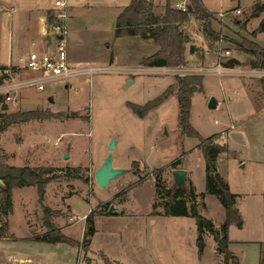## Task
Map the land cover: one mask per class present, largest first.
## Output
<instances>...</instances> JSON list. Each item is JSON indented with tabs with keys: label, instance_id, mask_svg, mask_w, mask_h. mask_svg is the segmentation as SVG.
Instances as JSON below:
<instances>
[{
	"label": "rangeland",
	"instance_id": "374dc122",
	"mask_svg": "<svg viewBox=\"0 0 264 264\" xmlns=\"http://www.w3.org/2000/svg\"><path fill=\"white\" fill-rule=\"evenodd\" d=\"M79 1H85L77 8L82 7L80 12L86 16L110 19L113 8L117 11L120 7H127L132 0ZM155 1L175 5L180 0ZM37 2L40 4L42 0H0V7H3V11L0 10V64L7 61L8 55V39L1 35L2 27L7 26L11 17L15 19L23 9ZM15 3L19 8L10 15L11 5ZM203 3L208 11L217 12L216 19L211 21V29L220 34L221 40L208 38L195 21L185 24L182 30L191 40L186 45L187 50L193 45L201 57L203 49L213 54L208 56L207 66L216 64L215 69L219 61L231 58L232 52L238 51L234 45L236 42L254 41L264 48V33L251 34L264 20V0H203ZM260 8L262 12L258 11ZM235 9L241 14L235 15ZM220 13H224L222 22L218 17ZM201 65L205 64L199 60L189 66L201 68L195 72H185L188 68L180 66L163 67L169 73L160 77L132 75L135 81L131 85L126 83L130 75L103 70L77 77L70 82L73 87L66 90L62 85L47 87L42 92L25 88L13 94L16 101L9 104L7 111H1L0 105V128L3 127L0 150L9 157L8 164L48 167L54 170L48 176H55L54 181L45 186L42 201L32 186L15 191V212L10 221L12 232L16 237L40 236L45 230L48 234L44 224L48 216L55 228L50 237L61 233L57 227L62 225L68 226L63 230L64 235L80 240L76 241L79 243L77 248L67 243L51 244L34 239L27 243L8 242L2 251L14 250L40 264H86L88 258L91 264H107V261L111 264L117 261L119 264H224V255L218 252L217 244L214 248L215 240L213 242L210 238L214 232L213 224L202 234L197 231L196 239V222L190 217L170 216L172 218L166 221L146 218L150 212L163 211L156 184L162 186L163 196L168 189L175 188L172 174L175 170L189 168L194 190L199 193L205 190L207 173L202 153L197 150L199 140L180 134L177 101H170L158 111L150 110L144 118H138L127 106L130 102L144 106L160 96L168 79L165 76H173L174 81L176 77H202V70H209ZM24 76L19 70L16 77ZM223 81L224 78L216 73L206 74L202 78V90L191 97L190 123L205 138L214 137L217 132L228 128L223 125L224 121L228 122L232 107L224 97ZM239 92L242 95V91ZM51 94H54V100L50 102ZM211 98L217 100L215 108L207 107ZM26 111L40 112L41 119L13 123L4 128L5 116ZM70 112L74 115L71 116ZM48 113L53 117L43 116ZM261 123V118L248 119L244 133L237 127L233 132L239 133L227 142L228 149L226 144L222 145L226 153L218 154L213 162L216 170L219 169L222 182L231 193L238 194L235 196L241 204L248 203V196L263 194L264 128ZM112 139L116 141L112 152L113 167L128 169L130 173L102 189L96 185L94 175L108 154L107 147ZM134 161L137 168L132 165ZM190 188L188 185L183 189ZM205 196L200 199L198 214L219 226L223 205L214 196ZM110 207L116 208L111 214L119 216L108 217ZM251 208L253 211L259 206L252 203ZM242 215L246 227L240 232V239L260 241L263 246L262 260L255 244L251 243L254 248L249 249L250 255L246 259L241 257L240 264H264V224L258 215L245 217L244 211ZM86 217L95 227L92 235H88L94 229L89 228L92 225ZM90 236L89 248L84 249L81 242ZM197 252L201 254L200 262L196 258Z\"/></svg>",
	"mask_w": 264,
	"mask_h": 264
},
{
	"label": "crops",
	"instance_id": "0c3cea01",
	"mask_svg": "<svg viewBox=\"0 0 264 264\" xmlns=\"http://www.w3.org/2000/svg\"><path fill=\"white\" fill-rule=\"evenodd\" d=\"M64 1L67 3V8H68L67 9V13H68L67 33L68 35H67L66 49L68 51V61L70 65L74 67L89 66V67H92V68L95 67L98 69H101V68L109 69L112 67L114 70L113 72H115L116 74L124 75V76L130 75L129 80H126V83L128 85L134 84L135 77H132V75L141 74V75L146 76V74H148L150 76L152 75L154 76L157 75L158 77L162 76V74H160L161 68H156V67H146L145 68L143 66H140V63L143 59H145L146 57L152 56L159 51V48L155 45L153 40L151 39L143 40L138 36H128L127 38H119V39L114 38V33H115L114 29H115L116 19L119 16V14L126 8V6L120 7V9L118 8L117 11H113L114 10L113 8L110 14L111 15L110 19H106L101 16H98L92 19L90 16H86L83 12H80L82 7H80L81 8L80 10L77 8L78 5H80V3H84L85 1L84 2H80L79 0H71V1L64 0ZM148 1L152 2L155 13L158 15H162L164 6L166 5L167 2L164 4H159L155 0H148ZM188 2L189 0H180L177 2V4L173 5L170 3V5L173 9H175V7L178 4L185 3L188 8L189 7ZM29 3L30 1L27 4ZM53 4L54 2H52V0H42V3L40 4H38V2L33 3L31 6L23 9V11L20 14L16 15L14 17L15 19L11 17V20L8 21L7 26L2 27V29H4L6 33L4 34V30H1V35H3L4 37L6 35L8 39V42H7L8 55H7V61L4 64L1 63L0 66H7L10 63L16 64L19 58L24 56L26 53L30 51H42V49H44L46 46L49 45V39H48L46 32H47L49 23L52 20L51 11L53 9ZM16 8H19L16 3L11 5L10 15L14 13ZM0 10L3 11V7H0ZM211 13L212 14L214 13V18L216 19L217 12H211ZM222 19L223 18H221L220 22H222ZM193 22H194V19H190L189 21L180 24V29L182 30L185 24L193 23ZM256 36L254 37V40ZM218 46L221 48L219 44ZM29 48L30 50H28ZM196 50L193 54H191L189 52V49L187 50V47H186V51L184 53V63L182 64V66H186L184 67V69L188 68L186 69L187 71L185 72H188V71L195 72V71L200 70L201 68L192 69V68H189V66H191L192 64H196L197 62H199V60H201V62L205 64V65H201L203 66V69L209 70L208 71L209 73H206V74H210V73L214 74L215 70L218 69V66L214 69V66L216 64L214 66H211V65L207 66L206 64L209 61L208 56L209 55L211 56L213 54L203 49L204 55H202L201 57L200 55H198L199 52L196 53ZM197 56H198V59H196ZM232 59H235L240 64L234 65L232 67L225 66V63ZM248 59L249 57L247 55H245L244 53L240 51H237V52H232L231 58H227L225 60H221L218 62V64L221 65L222 69L225 70V72L220 76L224 78V81L222 82L225 88L224 97L226 98V102L229 104V106L232 107V110L229 114L230 117H229L228 122L224 121V125H223V126H227L228 128L227 129L224 128V130L216 133V139L217 138L218 139L215 144L218 143L221 146L226 144L225 146L226 149H228L227 142L229 140H233L235 137V134L239 133L238 131L233 132L237 127L240 128V131L242 133L245 132V123L247 122L248 119L255 118V117L257 119L261 118L262 119L261 125H262V128H264V76H263L264 70L252 69L251 67H249L246 63L247 62L246 60ZM214 60L215 59H213V61ZM245 65H247L248 67ZM206 74H202V78L206 76ZM237 76H239L238 79H236ZM165 77H168V79L165 81L162 91L163 90L165 91L169 86L175 85L173 76L168 75ZM72 87L73 85L70 84L68 85V88H65L64 86V89L66 90ZM239 91H242V95ZM49 98L51 100H54V94H51ZM173 100H176L178 104V99H176V96H171L167 99V101L164 102V104L156 108L154 111L163 109L170 101H173ZM0 105L2 106L1 103ZM154 111H151V112H154ZM178 112H179V105H178V110H177V117H178ZM189 122H190V119H189ZM198 134L200 135L202 139H206L205 137L201 135V133H198ZM197 150L202 153V156L204 158L202 150H199L198 148ZM223 153H226V152H222L219 155H222ZM1 155L4 156L3 162L5 165L9 167L13 166V165L8 164L9 157L6 156L4 153H2V151H1ZM204 163H205V159H204ZM239 163H242V162L239 161ZM263 164H264V160H263ZM14 167H17V166H14ZM20 167H26V166H20ZM185 170L187 172V183L194 190L195 185L193 184V181L191 179L190 169L186 168ZM218 173L220 174L219 169L217 168V174ZM2 186L3 184L2 182H0V264H40L39 261L36 263L35 259H33L32 257L30 258L25 257L24 255L16 253V251L14 250L6 251V253L2 251V248L8 242L9 243L13 242V244L17 242L27 243L29 240L31 241L33 239L43 241L42 240L43 237L46 238L47 236L46 230L43 231L42 235L40 236H37V235L31 236V234L26 235L24 237L15 236V234L12 232L13 228L10 223V221L12 220V216L15 212L14 193L16 190H22L24 188L13 189L12 198H11V201H12L11 208L12 209H11L10 214L5 216L3 212V210L5 209L2 207V192H1ZM205 189H206V185H205ZM262 192H263L262 195H252V196L246 197V199H248L247 204L246 203L241 204L238 201V198H236V206H235L234 212L237 216H239L242 219V227L238 228L237 226H235L234 223H232L228 227L227 236L229 240V245L227 249H228V252L231 253L237 259V264L241 263L242 256L243 258L246 259L247 255H250L249 249L254 248V247H256L258 251L260 252L259 253L260 260H262L261 248L263 246V243H261L260 241H254V242L244 241L240 239V236H239L240 232L244 230V228L246 227V219L243 218V215H242L243 211H244L245 217H247L248 215H252V216L258 215L260 222H263L264 224V217H261V215L264 214V187H263ZM194 193L195 195L200 196L201 193H205V190L201 191V193L194 190ZM231 194L235 195L237 193L232 192ZM206 197H208V195H206L205 198ZM253 201H256V202H253ZM196 202H197L198 208H200L199 207L200 198H197ZM252 203L258 204L259 208H253V211H251ZM153 213H158V215H154ZM162 213H163L162 210L153 211V212H150L146 218H148V220L157 219V220H162V221H166L167 219L172 218L170 216L165 217L162 215ZM27 216H25L26 221H28ZM117 216H119V214L115 216H108V217H117ZM225 218H226V215H225V210H224L222 221H219V226L215 225L210 220L214 226V231L219 229L220 225L225 222L226 220ZM53 223H55L56 225L58 224V222L56 223L55 220ZM66 227L68 226L60 225V227H57L60 230L61 235L63 236H66L63 234V230ZM89 228L94 229L93 231L95 232V227L93 228L90 226ZM194 231H195L194 237H196L197 236L196 226L194 227ZM90 238L91 236L89 237L88 240H90ZM210 238H212L214 242L213 236H210ZM70 239L77 241V242L80 241V240H75L73 238H70ZM44 242L50 243L48 241L47 242L44 241ZM251 243L255 244V246L252 247L253 245ZM51 244H54V243H51ZM55 244H58V243H55ZM213 246L214 248H216L215 242ZM196 258L198 262H200L201 254H199V252H197ZM86 264H91V262L89 261V258L86 261ZM107 264H111V263L108 261ZM116 264H119V262L117 261Z\"/></svg>",
	"mask_w": 264,
	"mask_h": 264
},
{
	"label": "trees",
	"instance_id": "16d2710c",
	"mask_svg": "<svg viewBox=\"0 0 264 264\" xmlns=\"http://www.w3.org/2000/svg\"><path fill=\"white\" fill-rule=\"evenodd\" d=\"M259 12L263 10L258 9ZM194 19L202 28L204 34L211 38L213 41L221 40L220 34L211 29V21H213L214 13L208 12L203 5L202 0H189V10L181 11L173 9L169 2L164 6L162 15H158L154 11L152 2L148 0H132L130 4L119 14L116 19L114 38H127L128 36H138L141 39H151L159 48V51L149 57L143 59L140 66L143 67H180L184 63V53L186 45L190 43V37L185 34L184 30L180 29V24ZM257 33H264V21L260 23L252 35ZM236 49L249 57L247 65L252 69L264 70V48L255 43L254 41H245L243 44L234 43ZM235 59L229 60L225 66L232 67L239 65ZM175 85L169 86L160 96L154 98L152 101L147 102L144 106H139L133 103L127 104L128 109L138 118H144L150 110L156 109L170 96H176L178 99L179 112H178V125L181 135L187 138H197L199 145L197 148L202 150L205 159L206 168V189L205 193L200 196L195 195L194 190L181 188H170L164 192L162 186L157 182L158 197L163 201L162 215L174 217H190L195 220L197 231L199 234L205 229L212 228V223L198 214L197 198H202L205 195L214 196L219 199L225 210L226 220L221 225L219 231H214L212 236L217 244L219 253L224 255V264H237V259L228 252L229 240L227 236L228 227L234 223L235 226H242V219L239 218L235 212L236 196L231 194L228 186L224 184L217 174L216 167H214V160L218 154L225 152L224 146L214 144L216 136L202 139L200 135L190 125V109L191 97L202 89V77H176ZM38 111L17 112L5 116L4 128L13 123H26L27 121L40 120ZM44 117H53V114H44ZM3 129L0 128V131ZM4 156L1 155L0 150V180L3 184L2 192V207L4 215L7 216L11 212V198L13 189L27 188L32 186L35 188L40 201L43 200L45 194V186L54 181L55 176H48L54 171L48 167H14L7 166L3 162ZM178 162V161H176ZM174 162V163H176ZM134 167L137 168V162H133ZM163 199V200H162ZM179 210H176L178 209ZM47 209V208H46ZM45 209V210H46ZM158 215V213H153ZM110 216L115 214L109 213ZM87 221L92 225L93 222L90 218L86 217ZM45 227L48 229V234L43 237V241L50 243H67L71 246L77 247L79 243L70 238L57 233V235L50 237L51 233H55L54 225L50 222L47 216ZM91 230L88 235H92ZM90 240L83 239L81 246L87 249ZM108 263V261H107Z\"/></svg>",
	"mask_w": 264,
	"mask_h": 264
},
{
	"label": "built area",
	"instance_id": "2783aa9c",
	"mask_svg": "<svg viewBox=\"0 0 264 264\" xmlns=\"http://www.w3.org/2000/svg\"><path fill=\"white\" fill-rule=\"evenodd\" d=\"M67 9V3L64 0L54 1L51 11L52 20L46 32L49 39L48 46L42 51L26 53L19 58L16 64L10 63L7 66H0V103L2 101L9 107L11 102L15 103L16 101L13 94H18L19 91L25 88H34L42 92L50 86L70 85V82L77 77L90 76L103 70L114 71L112 67L98 69L89 66L74 67L70 65L66 49L68 35ZM175 9L183 12L188 10L185 3L178 4ZM233 12L235 15L241 14L239 9H235ZM218 16L223 18L224 13H220ZM19 70L25 74L24 77H16ZM160 71L162 75L169 73V70L167 71L165 68H161ZM202 72H204L203 74L209 73L207 70H202ZM224 72L225 70L222 69L221 65H218L215 73L222 75Z\"/></svg>",
	"mask_w": 264,
	"mask_h": 264
},
{
	"label": "water",
	"instance_id": "95a60500",
	"mask_svg": "<svg viewBox=\"0 0 264 264\" xmlns=\"http://www.w3.org/2000/svg\"><path fill=\"white\" fill-rule=\"evenodd\" d=\"M187 9L189 10V7ZM189 47H190L189 52L191 54H193L196 50V47H194L193 45H191ZM65 88H68V85H66ZM48 100L50 102L52 101L50 98H48ZM1 104H2L1 111H7L8 110L7 104H5L4 102H2ZM216 104H217V100L215 98H211L210 101L208 102L207 107L208 108H215ZM70 115L73 116L74 113L70 112ZM115 147H116L115 139L110 140L108 147H107V149H108L107 153L108 154L103 159L102 164L97 168V170H95L96 172L94 175V179H95L96 185L99 188L105 189L106 187H108L110 182H113L117 178H119L125 174L130 173V170H128V169L113 167V165H112L113 153L112 152L115 149ZM172 174H173V179H174L173 186L175 188L183 189L184 187L188 186L186 171L175 170V171H173ZM0 182H1V180H0ZM115 210H116V208L110 207L109 213H113V212H115ZM198 246L200 247L201 244H199Z\"/></svg>",
	"mask_w": 264,
	"mask_h": 264
}]
</instances>
